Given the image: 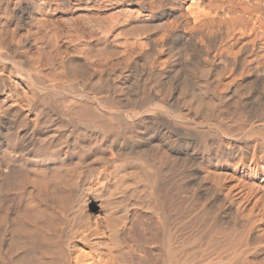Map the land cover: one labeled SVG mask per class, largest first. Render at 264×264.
I'll use <instances>...</instances> for the list:
<instances>
[{
  "label": "bare ground",
  "instance_id": "1",
  "mask_svg": "<svg viewBox=\"0 0 264 264\" xmlns=\"http://www.w3.org/2000/svg\"><path fill=\"white\" fill-rule=\"evenodd\" d=\"M0 264H264V0H0Z\"/></svg>",
  "mask_w": 264,
  "mask_h": 264
}]
</instances>
